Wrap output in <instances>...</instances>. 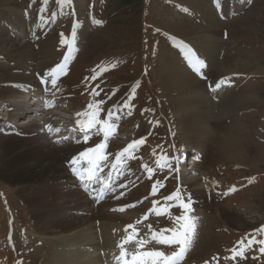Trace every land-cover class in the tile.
<instances>
[{"label":"rangeland","instance_id":"374dc122","mask_svg":"<svg viewBox=\"0 0 264 264\" xmlns=\"http://www.w3.org/2000/svg\"><path fill=\"white\" fill-rule=\"evenodd\" d=\"M192 1L73 0L69 7L59 5L58 0H0V95L5 87L22 85L9 80L13 74L49 80L50 71L64 65L56 86L44 84L40 89L43 92L37 96V109H47L46 101L51 106L45 114L34 115L30 120L53 118L46 124L60 132L50 135L45 127L44 133L50 139L46 145L56 151L55 157L62 161L60 165L66 173L73 176V157L100 143L107 147L104 166L110 170L108 165L116 162L130 142L144 140L142 147L127 158L124 154L123 161L118 162L120 170L116 169V173L120 177L111 199L96 204L93 198L79 192L83 199L78 204L79 200L65 196L57 202L68 203L64 210L71 212H47L41 221L35 219L24 198L38 191V187L20 181L14 184L5 180L0 171V264H60L57 257L61 246L42 230L51 226L48 221L53 215L60 213L72 220L97 212L99 216L92 223L100 236L101 224L109 221L107 215H118L120 211L128 216L117 219L116 224L133 226L124 231L122 240L128 255L162 251L170 256L178 246L158 244L152 239L164 233L162 230L179 226L175 220L183 211L179 205L189 199L190 243L179 264H264V74L233 72L237 68L235 55L245 54L264 62V0H197L204 7H197ZM207 12L213 13L212 19ZM188 49L202 62L199 71L190 69ZM225 59L227 63H222ZM210 60L222 65L209 67ZM183 65L204 86L200 91L203 107L190 111L207 114L205 118L198 117L204 126L200 129L197 125L196 133L243 130L244 160L236 161L214 148L212 137H203L200 143L196 133L189 134L190 141L186 138L187 123L183 113L177 112L176 99L181 97L176 94L184 91L189 96L191 89L181 87L174 92L165 86L169 74L181 72ZM27 92L20 90L18 99H11L12 104L24 101L32 106L36 100L30 99ZM248 95L254 97V103L228 108ZM101 100V119L109 109L119 117L113 118L114 127L108 138L97 130L85 143L83 134L70 131L69 139L62 141L65 131L82 119L77 114L88 112L90 104L95 111ZM1 102V116L7 119V108ZM26 119L19 117V123H15ZM18 128L0 137V160L2 140L21 139L24 129ZM195 153L200 156L198 165L181 180L176 165L188 163L191 168L197 158ZM165 157H170V165L156 166V161ZM143 164L154 169L155 177L146 178ZM85 167L86 164L79 165L75 173L83 172ZM170 168L174 173L171 177L167 175ZM65 190L66 195L70 190ZM173 193H179L181 199L165 200ZM134 239L135 244L130 241Z\"/></svg>","mask_w":264,"mask_h":264},{"label":"bare ground","instance_id":"6f19581e","mask_svg":"<svg viewBox=\"0 0 264 264\" xmlns=\"http://www.w3.org/2000/svg\"><path fill=\"white\" fill-rule=\"evenodd\" d=\"M192 2L197 7H201V6L204 7L203 3L197 4V0H194ZM207 17L209 19H212L213 13L207 12ZM191 29L196 30L197 28H191ZM233 59L237 62L235 65L237 67L236 71L233 72L242 70L244 72L253 71L257 74H264V62L262 61L251 59L245 54L235 55ZM223 62H226V59L222 60V63ZM222 63L220 62V65L218 66L219 63L217 64V60H210L208 65L209 67L212 66L218 68L222 65ZM25 69L26 71H28L29 67L26 66ZM190 69H193L191 65H190ZM194 71L196 72V70ZM62 73L58 74L56 80L59 78L60 75H62ZM48 79L50 80V77H48ZM9 80L11 82H20L22 85H20V87L19 85L5 87L3 95L2 94L0 95V97L3 100L2 102L0 101L2 103V107L4 108L6 107L8 111V118L5 119L7 122L5 123L6 127L3 130V136L8 135L9 132L11 131L18 130L19 129L18 127L22 128L24 126L22 128L24 129V131L22 132L23 133L22 135L19 134L20 135L19 137L21 139H17L15 137H10L6 139L3 138L4 140L2 141L4 148L2 150V154H3L2 159L0 160V163H2V167L0 171L2 173L1 174L2 177H5V180L7 179L12 183L14 182L16 183L20 181L38 187V191L24 195V198L28 206L32 210L35 219L37 221L38 220L41 221L42 220L41 216H43L47 212H53V211L63 212L65 211L64 209L68 208L67 207L68 203L64 202L63 204H59L57 202V200L60 198H63L65 196H70L71 198L76 199L77 201L79 200L78 204H80V201L83 198H81L82 194L79 193L81 191H79L77 187L80 185H86L87 181L85 180L82 182L78 178L82 172L73 173V176H70V174L72 173H66L60 165L62 161L60 162V160H58V158L55 157L56 151L49 148L48 145H46L49 144L50 139L49 136L44 133V128L47 125L46 123L49 122V120H52L53 118L47 116V118H44L42 120L39 119L36 120V118L30 120L34 115L41 116V114H45L44 113L45 110L42 111L41 108L39 109L36 108L40 103L39 101L40 98L37 96L43 92V91L41 92L40 89H43L44 87L42 86H44L45 84L42 83V79L39 80L37 79V77L33 75L20 74L19 76L13 74L12 76H10ZM0 81H3V79L2 80L0 79ZM2 85L3 84H1V87ZM168 85L170 89L174 92L180 90L181 87L183 89L184 88L191 89L190 90L191 94L189 96L184 95L183 94L184 91L176 94L177 96L180 95L181 97L180 99L179 98L176 99V102L179 105L178 107L179 110H177V112L179 111V113L181 112L183 113L182 118L187 123V125L185 124L187 126L186 128L187 130L185 129L186 130L185 134H187L186 138L188 139V141H190V139H192V136L189 134L196 133L197 125L200 129L204 126L201 124V121H199L198 117L204 116L205 118L206 117L205 115H207L204 111L201 112L200 115H198L196 111L195 114H192L190 112L192 111V109L203 107V102L200 97L201 94L200 91L203 90L204 86L202 84V81H199L194 75L190 74L189 70L184 65L182 67L181 72L172 71V73L169 74V82L165 83L166 87H168ZM22 89L23 91H28L27 93H29V95L32 96V98L30 99L36 100L35 103L32 102L33 104L32 106H29L24 101H22L21 103L17 101V104L15 106L12 104L11 99H18L17 94H20L19 92L20 90L22 91ZM15 94L17 96L16 98H14ZM254 101H255L254 97L248 95L246 97L239 98L238 101L236 100V106L233 104L228 108H234V107L237 108V107H242L243 105L246 106L251 103H254ZM35 104H37L36 107ZM199 110H202V108ZM22 116L26 117L27 119L23 120V122L21 120V124H18L19 121L17 120V118ZM9 119L10 120L14 119V122H11ZM15 120H17L18 123H15ZM0 121H4V120L1 119ZM11 124H15V126H10ZM16 124L18 126H16ZM20 131L22 130L20 129ZM215 133L216 132H214L213 134H208L207 132L205 135H202L199 132H197L196 137L198 139H196V141L200 143L203 141L201 140L203 137L207 136L208 137L207 139L212 137L214 142V148L218 149L222 153L227 154L230 158L236 161H242L245 159L246 157L245 149L242 146V144L243 142H245L243 138L245 139L246 135L244 134L243 130L241 129H234L227 131L224 130L223 132L221 131L216 134ZM48 134L51 135L52 133L48 131ZM100 155H101V150H100ZM199 157L200 156H197L196 159L197 161L195 160L191 164L193 165L191 168H189L190 164L188 163L182 166L183 174L181 176V180H184L183 178L184 176H188L193 172L194 168H196V166L198 165ZM4 160L6 162H4ZM22 163L24 165H22ZM88 167L92 168L93 165H91V167L90 166ZM97 171L95 172V176L98 175L97 178L99 177V179H101L100 176L102 173L100 171L99 172ZM83 173L86 176L87 170ZM202 179L203 178L196 179L192 182H197ZM101 181H103V179H101ZM65 189L70 190L67 192L68 194L66 195H65V191H66ZM63 200L64 199H62V201ZM80 207L82 208L83 205H80ZM88 209L90 208L88 207ZM66 211L71 212V210H66ZM90 213L91 216L87 218L76 217L75 219L72 220L70 218H67L68 216L67 217L65 215L62 216L61 213L60 215L56 214L53 215L54 218L52 220L48 221L51 224L50 227H44V228L42 227L43 228L42 230H44L45 233L48 236H50L52 240H55L57 242L56 244H59V246H61V251H60L61 253L59 257H57L58 258L57 260L60 262V264H105V263L123 264V260H127L129 264H132L134 258L142 259L141 255H133L129 258L127 257V255H125L122 259L118 260V258L120 257V252L122 250L121 245H123L124 243V242L122 243V240H123V235H125L124 231H126V228L123 227V225L119 222L118 224H116L117 222L116 220L120 218L122 219L125 216L127 217L128 215H124L120 211L118 215L115 214L107 215L109 221L105 220L101 224L100 229L102 230V234L99 236L96 235V232H94V229L96 228H95V224L92 223V221L94 223L96 222V218L94 217L95 216L98 217L99 214H97V212L95 214L93 212ZM83 220H85L84 223ZM84 226L85 228H82ZM155 236H157L158 238L152 239L151 237V239L154 240V242L156 241L158 244H163L160 242V238L162 236L167 237L165 233H160L159 235H155ZM76 245H81V247L78 249H74L73 247ZM101 246H103L102 250L100 249L98 250V248H101ZM106 248L108 250H105ZM124 252L126 254V251Z\"/></svg>","mask_w":264,"mask_h":264},{"label":"snow or ice","instance_id":"6c2138e0","mask_svg":"<svg viewBox=\"0 0 264 264\" xmlns=\"http://www.w3.org/2000/svg\"><path fill=\"white\" fill-rule=\"evenodd\" d=\"M47 2V0H45ZM73 3V0H58L59 5H66L71 7ZM44 19V18H42ZM186 59L188 60V63L193 67L194 70L199 71V65H201V61L195 57V54L191 49H188L186 53ZM67 60V57L65 58V61ZM64 71V65H58L56 68L52 69L50 73L48 74L50 77L49 80H42V83H51L53 87L56 86L57 80L56 77L58 76L59 73H62ZM219 87V85H217ZM98 94V93H94ZM104 102L101 100L98 102L96 105V110L92 111L93 105H88V112L84 113H78V117H82V119H78L76 121V127L73 129H70L71 132H79L84 134V142L86 143L89 139V136L91 135L92 131H99L102 136L107 139L109 136V133L112 132L113 130V123L112 120L115 117L116 119H119L117 112L113 111L112 109H109L106 117L104 119H101V105ZM45 106H51V103L46 101ZM130 107V106H129ZM48 131L50 133L56 134L60 132L59 128H53L52 125H47L46 126ZM64 139H69V137H64ZM59 142V141H58ZM144 143L143 138H141L139 141H133L130 142L122 151L120 156L117 157V159L123 158L124 154L126 153H132L135 151V149ZM106 147L105 143H100L96 145L95 147L87 149V151L81 152L78 154V156L73 157L72 160L70 161V164L72 166V171L75 173L76 172V164L78 162L82 164H92V168L87 169V175L85 176L84 173L82 172L79 175V179L87 182H91L95 178V172L99 170L100 164L98 161H103L106 159V156L100 155V150L104 149ZM156 164L160 167H167L170 165V160L165 157L164 158V163L161 164L160 160L156 161ZM142 168L146 170V172L149 174V178L154 174V169L149 167L148 165H142ZM87 191V188H85ZM93 191H95V188H93ZM156 193V188L153 187V195ZM103 193H100L102 195ZM93 199H98L97 197H93ZM180 194L179 193H173L172 195H169L165 197V200L167 201H172V200H180ZM156 202H154L153 208H155ZM191 201L190 199L187 202L181 201V204L179 205L182 208V213L181 215L177 216L175 218L176 223L179 225L177 228L173 229H165L162 230L163 232H170L171 235L167 237H161L160 242L166 245H177L178 249L172 254L166 255L162 251H151V252H146V253H141V257H147L148 259H136L134 258L132 261V264H179V262L182 260L184 257L185 253L187 252L188 245L190 243L189 238H188V233L191 229V225L188 223L190 217L187 215L188 210L190 208ZM134 206V205H132ZM121 211L124 209L121 208ZM151 211V210H150ZM161 213H157V215H160ZM132 225L126 226V231L128 228H132ZM131 239V237L129 238ZM153 239H156V236H153ZM142 243V242H141ZM121 252H120V257L119 259H122L125 256V252L123 251V247L121 245ZM261 252H264V248H261ZM242 255V253H240ZM123 264H129L127 260H123Z\"/></svg>","mask_w":264,"mask_h":264}]
</instances>
